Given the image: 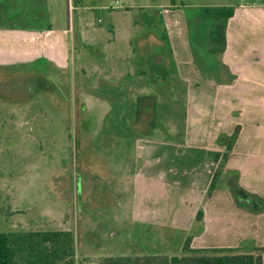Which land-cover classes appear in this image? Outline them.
I'll return each mask as SVG.
<instances>
[{"label": "rangeland", "instance_id": "obj_1", "mask_svg": "<svg viewBox=\"0 0 264 264\" xmlns=\"http://www.w3.org/2000/svg\"><path fill=\"white\" fill-rule=\"evenodd\" d=\"M230 2L0 0V232L72 230L79 264L180 255L204 233L197 213L237 177L209 194L230 140L204 7ZM226 213L205 245L264 254L256 235L230 245Z\"/></svg>", "mask_w": 264, "mask_h": 264}, {"label": "crops", "instance_id": "obj_2", "mask_svg": "<svg viewBox=\"0 0 264 264\" xmlns=\"http://www.w3.org/2000/svg\"><path fill=\"white\" fill-rule=\"evenodd\" d=\"M234 6L235 13L227 28V48L220 56L225 77L219 82L218 90L222 91L219 98L222 97V100L218 106H221L222 123H225L226 132L223 129L222 132L226 133L228 140L237 126L241 127L223 171L224 174H237L231 187L233 189L238 185L248 193L241 194V200L247 207L238 205L234 195L232 199L228 192L224 196V203L216 205L217 203L212 202L213 208L211 204H207L203 218L199 220L196 216L199 225H204L205 232L193 235L192 248L195 249L212 248L203 241L206 235L212 231L215 234L217 229L228 230L235 226L233 220H228L221 227L216 226L220 219L224 221L226 210L229 209H236L240 217V237L234 238L230 245L237 247L244 238L256 235V242L260 247H264V1L237 0ZM174 7V3H171L154 5L153 8L163 9L162 14H166L169 8ZM227 143L223 141L213 150L214 163L211 165H220L221 157L227 150ZM138 144L146 152L144 143ZM140 154L142 155V152ZM206 185L204 189L208 188ZM219 193L221 192H216L215 196ZM251 195H256L262 200L258 201ZM222 213L223 218L220 217ZM226 245L224 243V246ZM256 251L261 252L259 248L250 250ZM262 256L264 263V254Z\"/></svg>", "mask_w": 264, "mask_h": 264}, {"label": "trees", "instance_id": "obj_3", "mask_svg": "<svg viewBox=\"0 0 264 264\" xmlns=\"http://www.w3.org/2000/svg\"><path fill=\"white\" fill-rule=\"evenodd\" d=\"M230 1L231 4L204 7L205 13L214 20L209 33L211 40L209 52L212 55L221 54L227 48L228 23L234 16V4L237 0ZM162 34L164 38L168 37L165 31ZM139 72L146 75L142 70ZM165 74L168 76V73ZM240 129L241 127L237 126L227 143V150L209 189L210 195L218 186L219 176L222 174ZM232 191L238 205L247 207L241 200V194L248 193L238 185ZM252 197H256L258 201L262 200L256 195ZM203 213L202 210L199 211L197 215L199 220L202 219ZM192 240L193 236L186 238L183 253L180 255H164L155 259L147 256L148 261H144L143 264H264L262 253L259 251L242 252L233 248L195 249L192 248ZM77 244V234L67 229L0 232V264H79ZM137 261L139 262L140 259L137 258L135 262Z\"/></svg>", "mask_w": 264, "mask_h": 264}]
</instances>
